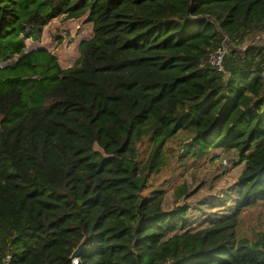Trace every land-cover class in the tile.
Masks as SVG:
<instances>
[{
	"label": "trees",
	"instance_id": "obj_1",
	"mask_svg": "<svg viewBox=\"0 0 264 264\" xmlns=\"http://www.w3.org/2000/svg\"><path fill=\"white\" fill-rule=\"evenodd\" d=\"M59 16L92 23L67 68L26 46ZM261 35L264 0H0V264H73L83 237L77 264H264ZM223 39L224 72L201 66ZM181 131L185 155L243 162L234 212L204 226L177 203L184 183L170 208L145 193ZM257 203L263 229L239 237Z\"/></svg>",
	"mask_w": 264,
	"mask_h": 264
},
{
	"label": "rangeland",
	"instance_id": "obj_2",
	"mask_svg": "<svg viewBox=\"0 0 264 264\" xmlns=\"http://www.w3.org/2000/svg\"><path fill=\"white\" fill-rule=\"evenodd\" d=\"M92 23L80 18L59 16L52 19L43 30L37 42L26 40L27 48L42 46L49 50L62 68L71 66L79 56L78 44L91 36ZM264 43V35L260 36ZM191 133L178 132L163 144V162L159 171L147 178L145 193L152 189L164 190V208L175 203L174 189L187 186L189 197L181 196L177 203L189 204L188 216L195 226L206 225L223 214L234 212L236 193L233 186L240 174L243 163L233 151L211 149L195 159L191 153L184 154V145L190 141ZM139 160L142 164L150 150V140L145 138L137 144ZM226 160V163L222 161ZM230 195H227V194ZM230 196L229 198H227ZM227 198V199H226ZM225 199V200H224ZM224 200V201H223ZM263 229L262 207L259 203L242 208L236 226L239 237L254 239Z\"/></svg>",
	"mask_w": 264,
	"mask_h": 264
},
{
	"label": "built area",
	"instance_id": "obj_3",
	"mask_svg": "<svg viewBox=\"0 0 264 264\" xmlns=\"http://www.w3.org/2000/svg\"><path fill=\"white\" fill-rule=\"evenodd\" d=\"M230 40L223 39L222 42L216 46L214 49H212L209 54L201 61V66L208 65L212 68H214L217 72L223 73V66L222 61L223 57L226 54L228 48L230 47ZM16 58L14 57V60ZM70 67V66H69ZM264 77V73H263ZM223 163H226V160L222 161ZM73 264H77V258L72 260ZM1 264H11V255L9 253H5L2 256Z\"/></svg>",
	"mask_w": 264,
	"mask_h": 264
},
{
	"label": "water",
	"instance_id": "obj_4",
	"mask_svg": "<svg viewBox=\"0 0 264 264\" xmlns=\"http://www.w3.org/2000/svg\"><path fill=\"white\" fill-rule=\"evenodd\" d=\"M84 242H85V237L82 238V240L79 242V244L76 246V248L71 252V254L69 256L70 260H73L80 255L82 247L84 245Z\"/></svg>",
	"mask_w": 264,
	"mask_h": 264
},
{
	"label": "crops",
	"instance_id": "obj_5",
	"mask_svg": "<svg viewBox=\"0 0 264 264\" xmlns=\"http://www.w3.org/2000/svg\"><path fill=\"white\" fill-rule=\"evenodd\" d=\"M219 150H223V151H232V150H224V149H221V148H218ZM243 163V162H242Z\"/></svg>",
	"mask_w": 264,
	"mask_h": 264
}]
</instances>
